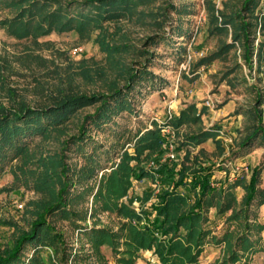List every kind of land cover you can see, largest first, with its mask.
Instances as JSON below:
<instances>
[{
	"label": "rangeland",
	"instance_id": "obj_1",
	"mask_svg": "<svg viewBox=\"0 0 264 264\" xmlns=\"http://www.w3.org/2000/svg\"><path fill=\"white\" fill-rule=\"evenodd\" d=\"M9 1L0 0V112L23 105L46 109L65 98L113 94V90H124L134 72L147 69L148 75L125 93L131 109L119 111L102 128L90 126L85 143L69 142L80 136L85 117L94 114L100 105L81 108L60 131L44 138L36 136L26 156L3 164L0 168L2 247H11L22 232L29 231L36 220L38 205L51 199V193L41 185L45 179L51 182L43 177V159L47 165L54 159L56 168L64 164L75 173L93 163L96 169L91 177L75 180V187L70 189L72 195H85L70 204L69 210L78 216L57 213L49 218L62 241L40 249V258L44 264H128L125 260L130 257L125 253L122 238L118 239L116 248L102 246L97 253L79 228L87 231L105 228L120 236L124 234L122 226L127 220L118 212L104 211L99 205L96 216L91 217L102 176L116 168L123 152H134L138 132L153 129L154 123L164 126L171 116L189 107L196 108L195 115L200 116V121L180 129L173 138L177 146L187 134L220 128L218 139L226 146L224 153L212 139L198 148H189L193 155L200 149L207 152L203 162L214 165L215 187L218 182L233 184L242 176L249 183L252 170L260 167L259 187L264 190V142L258 140L249 148H240V142L257 125L256 93L251 86L264 88V83L257 82L256 59L254 69L250 70L241 58L239 46L219 54L225 45L232 43V31L229 28L228 32H217V23L213 21V15L230 13L241 0H123L126 8L114 12L117 16L100 18V22L91 23L81 31L75 27L26 37L13 35L9 28V21L17 15ZM102 1L58 0L51 2L48 10L60 8L73 17H97ZM259 9L264 10V0H260ZM164 132L174 134L168 127ZM175 148L176 145H171L166 157L172 152L181 162L186 148L178 153ZM153 160L144 161L142 167L153 168ZM58 187L59 183L57 190ZM151 190L158 192L150 178L133 180L128 195L118 202L128 204L130 198H142ZM232 192L241 202L242 187ZM155 202L153 197L146 205ZM144 205L134 202L131 208L141 212ZM251 210L249 223L264 224V205L254 203ZM85 212H88L87 220L78 221ZM230 214L221 215L215 208L209 211L205 228L212 232L211 236L218 240L223 237ZM230 226V230L237 227ZM236 231L240 234L244 230L237 227ZM251 233L258 252L244 255L235 264H264V232L257 234L252 230ZM227 250L225 245L208 239L199 264H224ZM33 255L34 249L29 246L20 264H28ZM133 264H158V258L153 250L141 251Z\"/></svg>",
	"mask_w": 264,
	"mask_h": 264
},
{
	"label": "trees",
	"instance_id": "obj_2",
	"mask_svg": "<svg viewBox=\"0 0 264 264\" xmlns=\"http://www.w3.org/2000/svg\"><path fill=\"white\" fill-rule=\"evenodd\" d=\"M57 1H9V6L17 10V15L9 21L12 34L17 37H26L33 33L47 35L53 31L63 32L75 27L81 31L91 23L100 22V18L117 16L118 14L114 12L126 8L123 0H103L97 17H73L60 8L49 11L48 6L52 4L51 2ZM259 6L260 0H241L238 5L232 7L230 13L220 12L219 16L213 15V21L217 23L215 27L217 32H228L229 28L232 31V43L225 45L219 54L228 52L236 45L239 46L242 50L241 58L250 70L254 69L256 59L257 82L261 84L264 83V10L259 9ZM147 75V69L131 74L128 85L124 88L126 92L117 89L113 90V94L65 98L46 109L24 105L16 109H3L0 112V168H3V164L8 160L13 161L26 156L36 136L44 138L52 132H58L81 108L100 105L94 114L85 117L80 136L73 137L69 142L74 145L85 143L90 126L102 128L119 111L131 109L130 103L125 100V93L132 90L138 80L144 81ZM251 89L256 93L254 112L257 125L253 126L252 131L240 142L242 149L251 147L258 140L264 142V88L253 85ZM195 113L196 108L189 107L179 115L171 116L164 126L154 123L153 129L138 132L134 152L130 153L128 150L123 152L116 168L102 176L98 191L94 195L91 217L96 216L100 205L104 211L118 212L127 222L122 226L124 232L122 236L105 228H93L90 231L79 228L85 232L93 252L99 253L102 246L116 248L119 238L124 240L125 253L130 257L125 260L128 264H133L139 252L152 250L158 258V264H199L208 239L213 243L223 244L228 249V259L223 262L224 264L238 263L244 255L249 256L258 252L256 243L251 239V232L252 230L257 231V234L264 232V224L252 225L249 220L254 203L264 205V190L259 187L262 169L256 167L252 170L249 183L242 176L233 184L226 181V184L218 182V187H215L212 168L214 165L203 162V156H206L207 152L200 149L193 155L189 148H198L212 139L216 148L224 153L226 146L218 139L221 129L213 128L187 134L183 136L178 146L173 139L179 135L183 126L200 121V116H196ZM167 127L171 128L174 134L164 132ZM171 145H176V153L186 148L181 162L176 158L166 157ZM150 159H154V167L146 170L141 164ZM46 161L42 160L45 167L43 177L45 179L46 176L51 182L45 179L40 183L51 193V199L38 205L36 220L29 231L22 232L11 247L0 245V264H20L29 246L34 249V255L28 264H44L40 258V249L62 241L61 234L55 232L49 218L57 213L67 217L78 216L76 212L69 210V207L75 200L85 198V195L83 193L72 195L70 189L75 187V180L89 179L96 169V164L88 163V166L75 173L64 164L56 168L54 159L50 160L48 165ZM146 178H150L156 184L157 193L151 190L142 198H130L128 204H119L118 201L128 195L133 180L142 181ZM236 187H242L244 191L241 202H238L232 192ZM153 197L156 198V202L147 207L146 204ZM134 202L145 203L141 212L131 208ZM212 208L221 215L231 212L226 218L228 229L219 240L211 236L212 232L205 228L208 213ZM87 217L88 212H85L78 221H86ZM231 224L238 228L243 227L244 231L238 234L237 227L230 230ZM77 255L74 254V257H80Z\"/></svg>",
	"mask_w": 264,
	"mask_h": 264
},
{
	"label": "built area",
	"instance_id": "obj_3",
	"mask_svg": "<svg viewBox=\"0 0 264 264\" xmlns=\"http://www.w3.org/2000/svg\"><path fill=\"white\" fill-rule=\"evenodd\" d=\"M168 157H170L171 159H174V155H173V153L171 152V153L168 155Z\"/></svg>",
	"mask_w": 264,
	"mask_h": 264
}]
</instances>
